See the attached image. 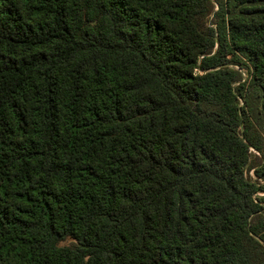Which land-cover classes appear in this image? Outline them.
Here are the masks:
<instances>
[{
	"label": "trees",
	"instance_id": "obj_1",
	"mask_svg": "<svg viewBox=\"0 0 264 264\" xmlns=\"http://www.w3.org/2000/svg\"><path fill=\"white\" fill-rule=\"evenodd\" d=\"M0 264H264V0H0Z\"/></svg>",
	"mask_w": 264,
	"mask_h": 264
},
{
	"label": "rangeland",
	"instance_id": "obj_2",
	"mask_svg": "<svg viewBox=\"0 0 264 264\" xmlns=\"http://www.w3.org/2000/svg\"><path fill=\"white\" fill-rule=\"evenodd\" d=\"M250 175H251V173H250Z\"/></svg>",
	"mask_w": 264,
	"mask_h": 264
}]
</instances>
